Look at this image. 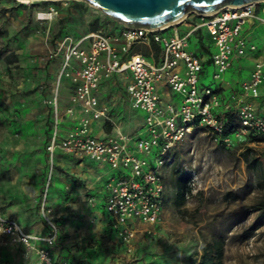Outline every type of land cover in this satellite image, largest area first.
Returning a JSON list of instances; mask_svg holds the SVG:
<instances>
[{
    "label": "built area",
    "instance_id": "1",
    "mask_svg": "<svg viewBox=\"0 0 264 264\" xmlns=\"http://www.w3.org/2000/svg\"><path fill=\"white\" fill-rule=\"evenodd\" d=\"M58 16L56 8L37 13L41 22ZM258 27L264 29V0L226 6L212 14H190L159 28L125 27L116 22L108 31L98 28L51 39L47 61L55 62L57 71L51 95L44 100L51 109V122L46 127L48 173L40 204L49 230L33 234L17 220L0 214V243L22 245L27 257L36 255L38 264H68L52 253L60 227L49 193L60 149L112 171L105 201L109 231L127 256L133 255L138 233L151 235L164 224L163 167L174 148L199 130L216 145L229 147L236 139L264 144V62L255 64L250 78L227 102L222 96L224 86L231 85L225 73L234 58L261 48L249 37V31ZM192 38L198 50L191 49ZM210 64L215 67L213 79L219 82L216 90L201 80ZM109 85L120 88L131 110L143 113L139 130L125 132L113 105L102 100V90ZM63 87L69 92L65 111L60 106ZM230 111L236 127L226 133L221 115ZM65 118L75 124L62 132ZM93 123L103 128L111 125L112 130L98 135ZM154 152L156 166L150 159Z\"/></svg>",
    "mask_w": 264,
    "mask_h": 264
},
{
    "label": "rangeland",
    "instance_id": "2",
    "mask_svg": "<svg viewBox=\"0 0 264 264\" xmlns=\"http://www.w3.org/2000/svg\"><path fill=\"white\" fill-rule=\"evenodd\" d=\"M50 8L58 9L59 16L39 21L37 13ZM115 23L80 0L29 4L0 0V60L4 65L0 74L4 76L0 78V212L29 230H49L40 206L42 191L36 187L43 180L46 159L42 99L45 86H51L47 80L53 70L54 77L57 71V64L47 61L49 42L62 34L79 36L93 28L108 31ZM191 49H199L195 38ZM214 72L215 67L207 65L201 80L216 90L219 82L213 79ZM230 75L227 71L225 79ZM155 153L150 158L153 166L157 165ZM253 158L258 159V165L252 163ZM74 168L67 165L69 180L75 177ZM181 173L191 175L192 191L178 208L175 185ZM163 176L164 224L151 235L139 232L133 255L127 256L120 249L96 251L101 238L91 237L82 258L70 259L71 264H113L118 256L123 264H190L191 254L196 249L201 253L203 238L219 233L226 238L224 264H264V216L251 210L264 195L260 186L264 179L263 143L236 139L229 147L216 145L199 130L170 152ZM108 183L92 187L101 193ZM227 193L237 194L238 199L226 197ZM49 204L58 214L57 203L49 200ZM70 205L66 200L62 206L73 217ZM70 219L60 217L58 221L64 236L69 235L65 226ZM256 223L260 228L243 240L242 233ZM21 252L16 246L0 243V264H31Z\"/></svg>",
    "mask_w": 264,
    "mask_h": 264
},
{
    "label": "crops",
    "instance_id": "3",
    "mask_svg": "<svg viewBox=\"0 0 264 264\" xmlns=\"http://www.w3.org/2000/svg\"><path fill=\"white\" fill-rule=\"evenodd\" d=\"M249 33L250 39L259 43V47L261 48H259V50L255 53H249L244 57L234 58L232 66L228 71L231 74L229 79L231 85H225L222 92V96L224 98V101L226 102L228 96L234 93H238L240 91L241 83L250 78L252 72L255 69V64L258 61L264 62V41L262 39L264 35V29L258 27L249 31ZM206 41L210 42L209 40ZM54 72L55 71L53 70L51 78L47 80V85H49V83L51 82V86H45L47 88V91L45 92L42 99V105L45 107L44 116L46 133V159L43 167V180H40V185H36V187L38 189H41V191L43 189V185L48 173V154L46 151V146L48 144L49 132L47 131L46 127L51 122V109L44 104V100L51 95ZM3 77V75H0V78ZM43 82L45 84L46 81L44 80ZM161 90L164 93L165 98L169 99V95L165 93L163 89ZM261 92L262 94H264V83L261 87ZM68 97L69 92L66 87H63L61 90L60 100L62 111H65V108L68 105ZM102 100L113 105L115 112L118 115L117 119L120 121V126L125 132L132 133L135 130H139L143 125V113L139 111H133L129 108L119 87L115 85L104 87L102 90ZM130 112H133V114H130ZM74 124L75 123L72 118H65L62 123V132L71 129ZM93 129L98 135H103L106 132H110L112 130V127L111 125H107L105 128H103L101 127V125H99V123H93ZM55 160L56 166L52 177L49 200L57 203L58 207L56 210H58L59 212V219L60 217L63 219L71 218L70 220L72 221L65 226V232L69 234L67 236H64L62 234V228L60 226V236L56 243L59 241L61 242V244H59L57 250L54 249L55 245L52 247V253L54 257L68 264H71L70 259L74 257L82 258L83 247L87 245V242L91 237L99 239L101 238V241L98 242L94 250L99 251L101 249L103 251L109 249L110 251H117L118 249H120L121 252L126 255L124 246L120 243V241H118L115 235L109 231V219L105 212L107 187L105 186L106 188H104L101 193H98L97 187H95L96 189L92 187L94 185H105L106 180L109 181L110 176L112 175V171L107 167H100L99 165H97V163L91 161L88 158H76L73 155L67 154L60 149H58L56 152ZM68 164H72L75 167L74 169H72L75 177L73 179L70 178V180L66 176L67 172H69L67 170ZM75 185L90 186L81 188ZM66 200H68L69 204H71L70 211H73L72 213L75 215L73 217L69 216L67 211L62 206ZM0 214L8 217L4 213L0 212ZM22 226L26 231L33 234H44L47 232V230L32 231L24 227V225ZM7 246H16L21 249V254L23 256L25 255L23 254L24 248L22 245L17 244ZM24 257L26 258L28 263L38 264L35 254H32L29 257ZM115 260L116 261L113 264H123L122 257L118 256Z\"/></svg>",
    "mask_w": 264,
    "mask_h": 264
},
{
    "label": "water",
    "instance_id": "4",
    "mask_svg": "<svg viewBox=\"0 0 264 264\" xmlns=\"http://www.w3.org/2000/svg\"><path fill=\"white\" fill-rule=\"evenodd\" d=\"M125 27L159 28L182 21L190 14H212L226 6L261 0H80Z\"/></svg>",
    "mask_w": 264,
    "mask_h": 264
},
{
    "label": "trees",
    "instance_id": "5",
    "mask_svg": "<svg viewBox=\"0 0 264 264\" xmlns=\"http://www.w3.org/2000/svg\"><path fill=\"white\" fill-rule=\"evenodd\" d=\"M98 28H93L90 30H96ZM89 30V31H90ZM63 35V34H62ZM61 36V35H60ZM59 36L54 37L53 39ZM202 39H200V42ZM222 117L226 120V133L233 132L236 125L234 124V113L224 112ZM254 165H258L259 161L256 158L251 159ZM176 170V167H175ZM180 169H177V173ZM261 187L264 188V179L260 183ZM176 205L178 208H182L187 200L188 194L192 191L191 186V175L188 173H181L176 181ZM232 196V200H237L238 196L235 193H227L225 196ZM252 211L259 212L261 216H264V195L263 197L251 208ZM260 224L256 223L252 227L246 229L241 237L243 240H247L252 237L255 232L260 228ZM225 245L226 238L223 234H218L212 236L210 239L203 238L201 244V253L196 249L190 256V264H224L225 256Z\"/></svg>",
    "mask_w": 264,
    "mask_h": 264
},
{
    "label": "bare ground",
    "instance_id": "6",
    "mask_svg": "<svg viewBox=\"0 0 264 264\" xmlns=\"http://www.w3.org/2000/svg\"><path fill=\"white\" fill-rule=\"evenodd\" d=\"M19 1L20 3H23V4H29V3H33L35 1H47V0H17ZM50 1H56V0H50Z\"/></svg>",
    "mask_w": 264,
    "mask_h": 264
}]
</instances>
